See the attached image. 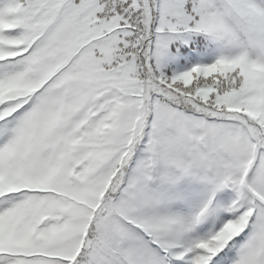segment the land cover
<instances>
[{"label": "snow or ice", "instance_id": "6c2138e0", "mask_svg": "<svg viewBox=\"0 0 264 264\" xmlns=\"http://www.w3.org/2000/svg\"><path fill=\"white\" fill-rule=\"evenodd\" d=\"M0 264H264V0H0Z\"/></svg>", "mask_w": 264, "mask_h": 264}]
</instances>
